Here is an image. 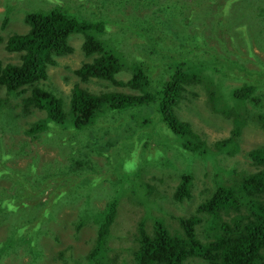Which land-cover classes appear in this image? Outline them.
I'll return each mask as SVG.
<instances>
[{"label": "rangeland", "instance_id": "rangeland-1", "mask_svg": "<svg viewBox=\"0 0 264 264\" xmlns=\"http://www.w3.org/2000/svg\"><path fill=\"white\" fill-rule=\"evenodd\" d=\"M107 1L109 0H0V35L7 39L14 34H25L30 28L25 21L27 12L59 9V5L63 9L67 6L79 7L83 9L87 19L114 18L117 13L113 10V1L117 4L119 0H111L112 5ZM167 1L124 0L122 9L127 13L117 17L108 36L112 38V46L117 47L130 62L138 58L161 62L162 65L156 72L157 79L161 78V74L168 78L169 65L189 48L209 46L222 51L221 47L226 45L230 53H222L236 61H231L228 66L201 69L202 77L207 76L208 72V76L201 79L207 80L190 86L180 101L181 108L177 109L178 115L199 129L213 147L217 140L229 138L235 127L232 118L214 113L211 108L220 104L226 109L240 107V102L232 97L229 89L241 83L238 76L236 79L232 77V71H241V64L254 70L258 66L264 68V22L255 20V12L264 7V0H251L257 6L256 11L251 10V6V11H246L245 6H239V13L236 14L233 0L228 1L222 11L233 15L230 21L223 22L225 27H229L230 39L227 32L222 33L219 22L216 24L211 19L214 27L204 28L205 14L200 13L193 24H189L187 4L172 0L170 11L163 5ZM207 10L209 15L214 11L209 4ZM243 12H250V17L246 18ZM129 24L146 35L138 33ZM83 42V36H71L69 44L74 51L56 57L55 65L47 67L48 79L42 81L44 87L64 95L67 102L72 88L79 82L75 70L83 62L92 61V57H87L82 49ZM150 43L152 47L156 44L155 52H151ZM5 44L6 41L0 44V60L3 64H20L19 53L7 52ZM250 47L262 50L258 53L259 57L247 59ZM204 55L202 50L188 56L202 59ZM242 74L246 75L245 80L246 77L264 80V75L256 71ZM131 75V71L125 70L117 77L127 80ZM208 80L211 84H208ZM84 86L96 92L107 87L108 91L132 93L129 88L97 79ZM192 92L198 94L194 95ZM4 97H7L6 90L0 88V98ZM11 98L15 117L5 115L8 112L0 104V197L10 205L0 211V264L84 262L97 235L95 214L117 196L122 185L137 176L149 185L158 187V192L163 197L160 204L167 213L175 216L193 213L195 204L202 202L209 190L213 189L211 181L214 159L186 156L175 145V139L161 138L160 130L163 126L158 125L157 110H153L150 104L146 108H137L136 114L135 110L118 114L109 111L101 121L98 120L93 127L85 130H79L70 123L57 125L46 120L45 129L40 135L30 137L26 135V129L34 122L46 118V113L34 106L30 107L34 109L33 112L23 111L22 99L18 96ZM255 109V106L251 108L253 114ZM154 121L157 129L149 125ZM254 121L255 118L249 119L248 126L240 133L239 151L235 155L216 154L220 168L235 167L247 173L258 170L248 158V151L264 146V129L260 125L254 126ZM159 142L168 148L164 155L167 161L163 159L162 162H157L149 158L163 157L164 152L159 153V149H156ZM121 157L127 160L121 162ZM184 171H190L193 175V200L177 203L172 192ZM121 192L123 194L118 195L116 222L109 239L112 254L119 257L118 263L125 257L132 259L137 222L146 214V210H150L137 203L142 200V196L132 184ZM156 195H150V198L153 199ZM152 211L157 215H164L171 225L176 226V219L169 218L159 210ZM85 214L88 220L78 231L77 222ZM152 224L150 219L147 227L149 232ZM192 262L196 264V260Z\"/></svg>", "mask_w": 264, "mask_h": 264}, {"label": "trees", "instance_id": "trees-1", "mask_svg": "<svg viewBox=\"0 0 264 264\" xmlns=\"http://www.w3.org/2000/svg\"><path fill=\"white\" fill-rule=\"evenodd\" d=\"M99 1L103 2V0ZM177 1L187 4L189 24H193L200 13H204V28L214 27L211 24L212 19L216 24L219 22L222 33L227 32L230 39L229 27H225L223 22L230 21L233 15L222 11L229 0ZM171 2L172 0H168L162 4L171 11ZM233 2L234 14L239 13V6H245L246 11L257 9L251 0H233ZM110 3L112 5V2ZM113 3L115 4L113 10L117 14L111 19H87L86 16L84 17L83 9L71 6L63 9L59 5V9L27 14L25 20L31 27L27 34L12 35L7 39L0 35V44L6 41L7 52L19 53L21 59L20 64H3L0 60V88H4L7 93V97L0 98V104L8 112L5 115L15 117L12 113L14 105L10 98L15 99L17 96L22 99L23 111L33 112L34 109L30 107L34 106L37 110L45 112L46 118L34 122L25 131L27 136L38 137L45 129L46 120L57 125L70 123L79 130H85L93 127L98 120L101 121L103 115L109 111L118 114L135 110L134 114H136L137 108H146V105L150 104L153 110H157L158 125L163 126L160 130L161 138L175 139V145L186 156L214 159L211 181L213 189L209 190L208 196L202 202L195 204L196 209L193 213L175 216L170 212L167 213L165 207L160 204L163 197L160 196L158 187L149 185L137 176L122 185V190L117 191V196L95 214L94 221L98 223L97 235L85 261L80 264H193L192 260H196V264H264V146L248 151V158L258 169L250 173L237 170L235 167L220 168L216 155L232 156L239 151L238 137L248 126L249 119L255 118L254 126L260 125L264 129V92H261L264 90V80L249 77L245 80L246 75L242 74L256 71L264 75L263 66H258V69L254 70L241 64L243 67L241 71H232V77L236 79L238 76L241 83L229 89L232 97L240 102V107L233 106L232 109H226L220 104L211 108L214 113L232 118L235 127L229 138L219 139L211 147V143L206 141L199 129L189 120L178 115L177 109L181 108L180 101L183 100L190 86H196L197 83L207 80L201 79L208 76L207 72V76L202 77L201 69L207 70L209 66H228L231 61H236L222 53V51L230 53L229 49L226 45L221 47L222 51L209 46L189 48L169 65L168 78L161 74V78L157 79L156 72L159 71L161 62L157 63L149 58H138L130 62L117 47L112 46L113 41L108 34L112 31L113 22L121 14L127 13L122 9L124 0H119L117 4L114 1ZM208 4L214 9L210 15L207 10ZM255 13H257L256 22H264V7ZM244 14L246 18L250 17V12ZM129 26L143 36L146 35L142 30L130 24ZM75 35L84 37L82 49L87 57H92V61L83 62L75 70L79 82L75 83L67 102L64 95L44 87L42 81L48 79L47 67L55 65L56 57L74 51L69 44V38ZM150 46L151 52L157 50L156 44L152 47L150 43ZM249 49L251 52L247 59L252 56L259 57L260 48ZM202 50L205 54L202 59L188 56L192 52ZM209 53L210 55H207ZM125 70L132 72L129 79L123 80L117 77ZM93 79L129 88L132 93L120 90L108 91L107 87L100 92L92 91L84 84L90 83ZM208 82L211 84V81ZM254 106L256 109L253 114L251 108ZM154 123L155 121L149 125L157 129V124ZM110 143L111 141L108 143L109 146ZM159 143L156 149H159V153L164 152L163 157L155 159L149 156V158L157 162H162L163 159L167 161L164 155L168 148ZM126 160L125 157H121V162ZM129 184L135 186V191L142 196V200L137 203L150 210H146V214L137 222L136 245L132 250V259L125 257L118 263L119 257L112 254L113 249L109 246V239L119 209L118 195L123 194L121 191L124 192ZM192 185V172L184 171L172 192L174 200L177 203L192 201ZM154 194L157 195L153 199L150 198V195ZM9 206L5 199L0 197V211L3 207L7 209ZM152 209L176 219V226L171 225L164 215L155 214ZM150 219L153 222L151 232L147 230ZM87 220L86 214L80 216L77 222L78 231Z\"/></svg>", "mask_w": 264, "mask_h": 264}, {"label": "clouds", "instance_id": "clouds-1", "mask_svg": "<svg viewBox=\"0 0 264 264\" xmlns=\"http://www.w3.org/2000/svg\"><path fill=\"white\" fill-rule=\"evenodd\" d=\"M33 12H39V11H32V12H27V14H29V13H33ZM40 12H42V11H40ZM27 14H26V16H27ZM26 18V17H25ZM26 21V20H25ZM26 23L28 24V22L26 21ZM29 25V24H28ZM30 26V25H29ZM31 28V27H30ZM30 28L28 29V31L25 33V34H27L29 31H30ZM14 35H16V34H14ZM24 35V34H23ZM12 36V35H11Z\"/></svg>", "mask_w": 264, "mask_h": 264}]
</instances>
